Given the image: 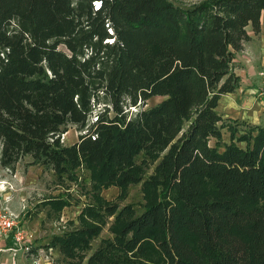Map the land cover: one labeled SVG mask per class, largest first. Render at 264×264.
I'll return each mask as SVG.
<instances>
[{
    "label": "trees",
    "instance_id": "16d2710c",
    "mask_svg": "<svg viewBox=\"0 0 264 264\" xmlns=\"http://www.w3.org/2000/svg\"><path fill=\"white\" fill-rule=\"evenodd\" d=\"M263 19L264 0H0L2 166L31 156L59 177L84 164L96 190L166 187L140 213L86 204L80 227L47 244L64 264H264V124H229L223 150L209 144L241 79L235 54ZM107 215L113 235L85 259Z\"/></svg>",
    "mask_w": 264,
    "mask_h": 264
},
{
    "label": "rangeland",
    "instance_id": "374dc122",
    "mask_svg": "<svg viewBox=\"0 0 264 264\" xmlns=\"http://www.w3.org/2000/svg\"><path fill=\"white\" fill-rule=\"evenodd\" d=\"M172 1L183 7H191L204 0ZM261 27L262 31L258 35L250 28L252 38L246 42L244 49L236 52L234 58L239 59L233 60L232 64L233 70L234 67L239 68L242 73H247L248 77L255 74L250 73L253 69L257 72L252 77V84L256 87L254 92L249 89L251 83H240L238 91L242 90L241 88L244 90L239 91L243 94L239 96L237 103L242 113H230L227 108L230 106L228 99H219L217 110L223 118V138L217 144V138L212 136L209 144L217 145L220 150L224 148L223 143L232 140L229 124L237 126L238 135L244 129H249L251 124H264V102L260 99L264 93L263 77L262 73L260 74L261 70L264 71V21ZM161 99V96H152L145 106L149 107ZM251 101L258 107L255 105L249 114L246 109L240 110L250 105ZM259 108L263 109V115L258 117ZM78 132L75 125H69L67 131L62 134L64 142L73 143ZM237 144L245 145V141L240 140ZM143 155L139 154L138 159H142ZM31 159V156H26L16 163L13 170L3 167L0 162V210L15 218L13 231L0 232V264H64L67 259L58 247H47V244L54 235H62L80 227L81 210L86 204H92L97 196L120 207L130 205L140 213L153 197H163L166 190L164 185L146 188L142 181L132 183L126 189L115 184H106L96 190L92 170L84 164L76 167L70 175L59 177L54 169L47 165L29 164ZM159 159L160 155L148 160L143 173L144 179L151 177ZM103 218V229L91 239L90 246L78 248L80 255L85 259L102 240L113 235L115 216L107 215ZM17 230L22 231L18 239L14 236Z\"/></svg>",
    "mask_w": 264,
    "mask_h": 264
},
{
    "label": "crops",
    "instance_id": "0c3cea01",
    "mask_svg": "<svg viewBox=\"0 0 264 264\" xmlns=\"http://www.w3.org/2000/svg\"><path fill=\"white\" fill-rule=\"evenodd\" d=\"M263 21H264V19L262 20V23H263ZM235 59H239L238 57H236V58H234V60ZM233 69V68H232ZM235 73H237V74H240V76H241V79H240V82H239V85H238V87H237V89L234 91V92H229V93H224V95H222V97H220V101H222L224 98L225 99H228V101H229V103H230V106L229 107H227V108H229L230 109V113H236L237 112V114H239V113H242V111H239V108H238V98H239V96L240 95H242L239 91H241V92H243V90H244V88H241L242 90H239L238 91V89H239V87H240V83L242 82V81H245V82H248V83H251V85H249L250 87H249V89L251 90V91H253L254 92V90L256 89V87L252 84L253 82H252V77H253V75H255L257 72L256 71H254V69L250 72V73H253V72H255V74H251V76L250 77H248L249 75H247V73H245V72H243L242 73V71L239 69V68H236V67H234V70H233ZM262 71V70H261ZM260 71V74L262 73ZM263 82V81H262ZM260 99L264 102V93L262 94V96L260 97ZM250 103V105H248L247 107H244V108H241L240 110H244V109H246V110H248V111H246V113L247 114H249V112H251L252 111V108H254V106L256 105V103H253L252 101L251 102H249ZM256 107H258L257 105H256ZM260 110H258V112H257V116L259 117V115L260 116H262L263 115V109H261V108H259ZM239 111V112H238ZM229 112V111H228Z\"/></svg>",
    "mask_w": 264,
    "mask_h": 264
},
{
    "label": "built area",
    "instance_id": "2783aa9c",
    "mask_svg": "<svg viewBox=\"0 0 264 264\" xmlns=\"http://www.w3.org/2000/svg\"><path fill=\"white\" fill-rule=\"evenodd\" d=\"M262 72V77H263V87H264V71H261ZM264 91H262L263 93ZM15 227V218L13 215H11L10 213L8 212H5V211H1L0 210V232L2 233H9L11 231H13ZM22 231L21 230H17L15 233H14V236L18 239L21 237V233Z\"/></svg>",
    "mask_w": 264,
    "mask_h": 264
}]
</instances>
